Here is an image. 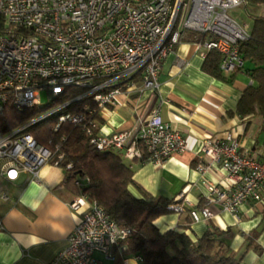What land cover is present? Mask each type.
Instances as JSON below:
<instances>
[{
  "label": "built area",
  "instance_id": "2783aa9c",
  "mask_svg": "<svg viewBox=\"0 0 264 264\" xmlns=\"http://www.w3.org/2000/svg\"><path fill=\"white\" fill-rule=\"evenodd\" d=\"M246 0H0L5 29L0 32V110L41 106L39 93L48 96L45 113L0 138V179L14 182L20 175L39 183V171L51 163L52 153L26 130L56 116L62 122L82 125L89 144L99 152L119 153L125 161L162 165L186 150L182 135L168 127L154 111L136 119L133 128L102 135L94 121H86L90 105L100 112L112 107L120 94L157 92L161 64L180 35L188 30L210 36L197 43L205 56H220L219 70L231 74L242 68L239 43L248 37L244 24L228 11ZM80 93L71 100L67 89ZM85 100L79 112L72 102ZM85 112V113H84ZM233 132L202 142L196 171L203 175L217 167L224 185H205L204 203L195 208L183 193L169 208L179 214L189 209L192 223L210 219L212 207L237 217L240 205L264 201V161L239 153ZM145 156V158L143 157ZM61 156H58L60 159ZM69 168V167H68ZM68 203L80 217L67 238V246L45 264H97L94 253L121 264H139V256L123 254L129 231L121 229L98 205L80 191ZM0 199L7 201L5 194ZM2 227L0 225V231Z\"/></svg>",
  "mask_w": 264,
  "mask_h": 264
},
{
  "label": "crops",
  "instance_id": "0c3cea01",
  "mask_svg": "<svg viewBox=\"0 0 264 264\" xmlns=\"http://www.w3.org/2000/svg\"><path fill=\"white\" fill-rule=\"evenodd\" d=\"M204 56L197 43L181 41L163 60L157 92L120 94L112 107L100 110V133L110 135L134 127L136 119L156 111L172 130L186 141V150L172 155L162 165L127 161L133 181L153 197L174 199L183 193L197 207L206 193L205 185H224L217 167L200 175L196 171L203 141L221 139L233 132L239 153L264 161V114L240 116L237 104L252 85L244 71L227 80L217 79L202 70ZM2 180V179H1ZM64 172L46 164L39 171V183L20 175L14 182L4 181L0 199V264H45L67 246V238L80 213L68 206L73 193L63 186ZM139 197L138 192L129 187ZM213 216L191 223L185 233L196 240L207 230L228 231L224 244L237 264H264V201L240 205L237 217L211 208ZM184 215L167 214L154 225L160 232L183 231ZM254 235V238H253ZM252 246L248 249V242ZM256 248V249H254ZM259 251H258V250ZM97 264H121L118 253L113 259L94 253Z\"/></svg>",
  "mask_w": 264,
  "mask_h": 264
},
{
  "label": "trees",
  "instance_id": "16d2710c",
  "mask_svg": "<svg viewBox=\"0 0 264 264\" xmlns=\"http://www.w3.org/2000/svg\"><path fill=\"white\" fill-rule=\"evenodd\" d=\"M244 7L248 9L251 26L248 37L238 46L243 66L229 76L231 79L244 71L252 80V85L242 93L237 104L236 110L241 117L251 113L264 114V14L258 13L260 8H264V0H246ZM3 29L5 22L0 16V32ZM209 39L207 34L185 30L179 40L200 43ZM219 63V54L211 50L204 56L201 68L214 78L227 80L219 70ZM66 91L68 96L61 100L74 99L80 93L76 88ZM84 103L83 99L72 102L69 109L79 112ZM53 104L19 111L11 104L5 105L0 110V138L36 119ZM89 109L86 121H94L99 129L102 126L99 110L94 105H90ZM56 124L57 119L53 115L32 124L26 133L52 153L51 163L56 162L57 167L63 170V186L67 191L78 194L74 186V182L78 181L82 185L80 192L88 200L96 201L119 228L129 231L128 237L121 242L125 247L124 255L139 256V264H237L233 253L223 242L228 231L214 228L205 231L196 240L185 233L184 230L192 223L188 208H183L178 214L184 215L180 226L183 231L160 232L154 221L161 216L175 214L169 207L179 201L153 197L144 191L133 181V171L127 161L119 153L95 150L89 144L82 125L62 122L55 129ZM58 156L61 158L58 159ZM139 162L143 163V160ZM129 187L134 188L139 197H135ZM203 203L202 198L196 208ZM251 246L249 241L246 248Z\"/></svg>",
  "mask_w": 264,
  "mask_h": 264
},
{
  "label": "rangeland",
  "instance_id": "374dc122",
  "mask_svg": "<svg viewBox=\"0 0 264 264\" xmlns=\"http://www.w3.org/2000/svg\"><path fill=\"white\" fill-rule=\"evenodd\" d=\"M247 11H248V9L245 8L244 5H242V6H239L237 8L229 10L228 15L231 18L235 19L238 23L244 24L248 30L251 26V19L247 15ZM258 13L264 14V8H260ZM39 100H40L41 106H46V104L48 102V96H47L45 91H41L39 93ZM260 138H261V140H264V134H262V136ZM4 186H5V184H4L3 180L0 179V192H2L1 190Z\"/></svg>",
  "mask_w": 264,
  "mask_h": 264
}]
</instances>
